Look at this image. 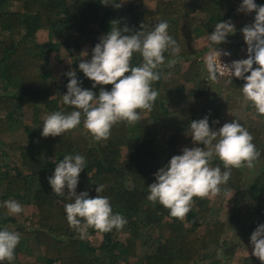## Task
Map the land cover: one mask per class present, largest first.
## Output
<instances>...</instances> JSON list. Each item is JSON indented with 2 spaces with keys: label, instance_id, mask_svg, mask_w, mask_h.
Here are the masks:
<instances>
[{
  "label": "trees",
  "instance_id": "trees-1",
  "mask_svg": "<svg viewBox=\"0 0 264 264\" xmlns=\"http://www.w3.org/2000/svg\"><path fill=\"white\" fill-rule=\"evenodd\" d=\"M146 1L124 0L117 9L113 4L121 0H112L107 6L101 0H0V229L21 234L15 259L0 264H262L249 252L239 255L234 263L227 262L239 242L236 238L229 242L223 234L229 228H239L249 211L255 217L239 238L253 248L251 233L264 223V116L244 100L242 79L232 77L229 84L228 75L213 83L204 75L199 58L203 48L196 44L198 38L210 35L219 21L230 19L236 28L241 22L237 9L242 0H153L151 6ZM254 2L264 5V0ZM113 20L133 31H139L141 24L151 30L167 21L169 35L180 46L178 62L171 68L167 60L173 57L164 53L161 78L152 85L159 92L153 109L138 110L141 119L134 125L126 121L114 125L106 141H95L82 125L83 118L76 129L61 136L42 137L48 114L75 110L62 101L68 71L76 72L82 88L99 92L101 86L93 89V82L78 65L82 58L91 59L92 48L107 34ZM95 24H102L105 32ZM40 28H47L46 41L36 39ZM226 39L227 43L220 45L228 56L236 57L245 44L242 33ZM209 46L208 41L204 47ZM52 49H56V58L69 61L50 89L46 75L51 70ZM141 62L139 53L134 54L131 64ZM102 87L111 90L112 85ZM239 109H249L250 118L235 114ZM228 110L232 113L224 121L222 115ZM206 115L213 130L238 121L253 136L261 155L247 177L243 168H233L229 181L221 186V198L232 191L225 218L220 216L221 202L194 197L191 210L179 220L158 202L153 205L147 200L148 185L173 155L182 154V144L203 147L193 143L189 125ZM19 130L22 133L15 137L13 133ZM68 154L82 155L86 161L76 193L87 191L94 197L97 185H104L101 195L109 197L113 213L127 221L122 229L107 233L89 228L88 236L102 235L98 243L88 237L81 239L69 226L64 205L73 201L67 197V188L64 196H56L48 183L54 162ZM217 165L226 170L214 158L212 166ZM9 199L34 210L24 217L10 214L3 206ZM220 250L222 258L217 255Z\"/></svg>",
  "mask_w": 264,
  "mask_h": 264
},
{
  "label": "clouds",
  "instance_id": "clouds-1",
  "mask_svg": "<svg viewBox=\"0 0 264 264\" xmlns=\"http://www.w3.org/2000/svg\"><path fill=\"white\" fill-rule=\"evenodd\" d=\"M101 3L107 6L112 0H101ZM123 3L121 0L113 6L118 9ZM237 11L255 12L254 22L240 29L247 45V58L238 60L232 56L236 60L230 65L221 63L220 56L230 53L216 46L227 43L226 38L236 29L230 19L219 21L213 32L207 35L213 46L204 61L207 78L217 83L219 77L229 75L231 79L226 81L229 84L232 77L242 79L244 100L251 102L256 112L264 116V5H257L254 0H242ZM118 24L116 20L111 22L110 30L92 48L91 59L82 58L78 65L84 76L93 82V89L101 86L99 92L82 88L76 72L68 71L67 91L62 95V101L75 110L48 114L42 124V137L61 136L76 129L83 118V126L92 138L106 141L114 125L123 121L134 125L141 119L138 110L150 112L153 109L159 92L152 85L161 78L164 53L169 52L173 57L167 60V67L171 68L178 62L180 46L169 35L167 21L159 22L151 30H145L141 24L139 31L127 26L121 28ZM81 53L83 57L88 55L87 51ZM136 53L142 57L138 66L131 64ZM254 64L257 67L253 68ZM104 85H112L111 90H106L102 87ZM189 128L193 143L203 147L183 148L182 154L173 155L164 167L157 170L155 182L148 185L147 200L153 205L158 202L179 220L191 210L194 197L203 199L220 195L221 186L230 179L231 169H252L261 155L253 143V136L236 120L213 130L206 115L191 121ZM214 158H218L226 170L222 171L219 165L213 167ZM54 163L56 166L52 176L47 178L48 183L56 196H64L67 188V197L73 202L64 205L66 219L69 226L79 232L81 239L88 236L89 228L107 233L125 226L126 219L113 213L109 197L101 195L104 185H97L94 197H90L87 191L76 193L79 175L86 165L84 156L68 154ZM3 206L13 215L23 211L22 204L15 199L4 201ZM20 239L19 232L0 229V262L15 259ZM250 243L252 255L264 264V223L251 233ZM217 255L222 258V250Z\"/></svg>",
  "mask_w": 264,
  "mask_h": 264
},
{
  "label": "rangeland",
  "instance_id": "rangeland-1",
  "mask_svg": "<svg viewBox=\"0 0 264 264\" xmlns=\"http://www.w3.org/2000/svg\"><path fill=\"white\" fill-rule=\"evenodd\" d=\"M128 1V0H126ZM152 1L153 0H147L146 1V4L151 6L152 4ZM240 16H241V22L239 23V25L235 28L237 33H241L240 29L243 28L245 26V24L247 25L248 22L250 23L252 21V18L255 16V12H251V13H248V14H245L243 12H239L238 13ZM102 27L103 25L100 24ZM100 25L98 24H95L94 27L97 29L100 30V32H105V28H102ZM202 38V37H201ZM36 39L39 40V41H46L48 39V31H47V28H40L37 30L36 32ZM208 42L207 40V36H204V38L200 39L198 38L196 40V44H197V47L198 48H203L202 52L199 54V58H201V60L204 62L205 59H206V56L211 52V50L213 49V46H209L207 47H204L205 44ZM211 47V49H210ZM218 49L224 51L225 50V47L222 46V45H217L216 46ZM56 49H52L51 53H50V63H51V70H50V73H48L46 75V84L47 86L52 89L53 88V85L59 80V76L63 70V67H64V64H66L69 59H65L63 61L59 60L58 58H56V52H55ZM236 58L239 60V59H245L247 58V45L244 44L241 46L240 50L236 53ZM184 66H186V62H184ZM206 69V66H205V63L203 64V67H202V72ZM198 73L199 70H198ZM204 73L208 76V72H207V69L204 71ZM213 88H214V85H213ZM0 90H2V87H1V84H0ZM235 111V114H238L240 115L244 120H248V118H250L249 116H251V111L249 109H239V110H234ZM232 113L231 110H228L224 113V115H222V118L224 121L228 120L229 118V115ZM83 125V124H82ZM20 131V132H19ZM17 133H13V135L15 137H17L19 134L22 133V130H19ZM192 148L194 147L192 143H185V144H182L181 145V150L183 148ZM257 168V167H256ZM252 169H255V166L252 168ZM244 170V174H246L245 176L247 177L248 173H250L252 170L251 169H248L246 167L243 168ZM231 192L232 191H229V193H227L225 195V197L222 196V198L218 195L216 197H211L212 201L214 203H219L221 202L223 208L222 210L220 211V216L222 218H225L226 217V209L228 207L227 205V199L228 197L231 195ZM246 207V205H245ZM34 210V207L33 206H24L23 207V211L21 212V215L22 217H24L25 215H29L30 212H32ZM255 216H253V214L251 212L248 211L247 213V217L246 219L242 220L240 223L238 224H241V226H239V228H229V230L227 232H225L223 234V237L226 238L229 242L230 240H233V239H237L235 241L239 242V244L237 245L236 249H235V254L231 256V258H228L227 259V262H232L234 263L235 260L237 259V257L243 253H252V247H247L245 245V243L243 242V239L239 238L241 236V232L242 230H244V228L246 227V225L248 223H250L253 219H254ZM89 239H92L94 242L98 243L101 238H102V235L100 234H95L94 236L93 235H89L87 236ZM36 252H38L36 250ZM118 264H130V263H123V261H120Z\"/></svg>",
  "mask_w": 264,
  "mask_h": 264
},
{
  "label": "built area",
  "instance_id": "built-area-1",
  "mask_svg": "<svg viewBox=\"0 0 264 264\" xmlns=\"http://www.w3.org/2000/svg\"><path fill=\"white\" fill-rule=\"evenodd\" d=\"M219 59H220L222 64H227V65H230L232 61L236 60L235 58L224 56V55H221ZM225 75H227V74H225ZM52 264H60V262L54 261V262H52Z\"/></svg>",
  "mask_w": 264,
  "mask_h": 264
},
{
  "label": "crops",
  "instance_id": "crops-1",
  "mask_svg": "<svg viewBox=\"0 0 264 264\" xmlns=\"http://www.w3.org/2000/svg\"><path fill=\"white\" fill-rule=\"evenodd\" d=\"M204 36H207V35H204ZM204 36H202V38H204ZM201 37H200V39H202ZM212 47V46H211ZM211 47H210V49H211ZM212 51V50H211ZM203 64H204V62H202V67H203ZM206 70V69H205ZM204 70V71H205ZM204 71H203V73H204ZM204 75H206L205 73H204ZM207 76V75H206ZM208 77V76H207ZM222 77V76H221Z\"/></svg>",
  "mask_w": 264,
  "mask_h": 264
}]
</instances>
